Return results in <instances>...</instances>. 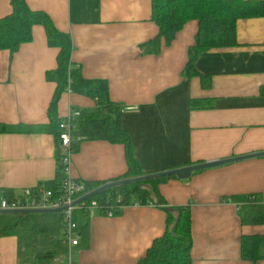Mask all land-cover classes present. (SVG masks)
<instances>
[{"label":"crops","instance_id":"1","mask_svg":"<svg viewBox=\"0 0 264 264\" xmlns=\"http://www.w3.org/2000/svg\"><path fill=\"white\" fill-rule=\"evenodd\" d=\"M24 1L69 36L71 62L83 78L107 83L144 175L264 152V17L239 20L234 47L199 56L195 68L210 79L203 88L200 77L183 76L196 21L187 22L169 46L162 42L158 54H147L142 47L159 32L151 0ZM12 10L11 0H0V20ZM31 36L12 54L0 50V126L7 129L0 132V200L45 185L56 173L48 113L56 85L46 73L56 69L58 50L48 46L42 26H33ZM202 99L211 108L191 111L190 101ZM95 108L89 97L63 93L57 119ZM126 172L120 144L83 141L71 159L72 178L85 185L121 180ZM158 191L162 207L190 209L191 264H264V258L251 263L240 256L243 236H264V225L240 220L243 207H264V156L187 180L174 177ZM75 214L84 233L71 249L73 264H137L165 230V211L154 203L128 205L110 217L99 210ZM57 215L1 214L0 264H39L44 254L53 255L49 264H65L54 249L61 242L67 252Z\"/></svg>","mask_w":264,"mask_h":264},{"label":"trees","instance_id":"2","mask_svg":"<svg viewBox=\"0 0 264 264\" xmlns=\"http://www.w3.org/2000/svg\"><path fill=\"white\" fill-rule=\"evenodd\" d=\"M12 13L0 20V50L11 54L19 47L31 41V29L40 25L44 28L47 44L58 50L57 67L46 73L47 81L55 83L56 88L49 106V117L55 136L56 173L53 181L44 187L52 191L53 197L60 195L63 177L60 165L61 151L59 144L56 109L63 93L86 96L95 101L96 108L81 115L73 133V152L78 143L83 141H106L110 144L123 145L127 172L122 179L144 175L133 156L130 138L121 126V108L111 102L105 81L88 80L71 62L72 44L68 35L55 29L49 17L42 12L31 11L24 0H11ZM264 17V1L244 0H151V20L158 28L156 38L142 47V53L158 54L161 43L169 46L177 32L189 21L198 23L194 44L188 50V61L183 76L200 77L203 88L210 86V79L201 76L195 63L199 56L212 49L231 48L236 45V24L239 20ZM264 95V89L261 93ZM210 100H191L190 110L198 111L211 108ZM7 131L0 126V132ZM174 177L136 182L109 189L95 196L98 205L128 206L134 203H154L165 211V230L161 237L154 240L143 258L137 264H191V214L189 207H175L165 210L164 201L159 194V185ZM121 179V180H122ZM118 181V180H116ZM105 183L88 184L93 190ZM120 210V209H119ZM116 211V213L119 212ZM115 213V214H116ZM59 216V215H57ZM60 218V217H59ZM240 220L243 225H264V207L253 203L242 208ZM60 223L61 220L59 219ZM62 227V223H61ZM84 229L80 232L82 235ZM264 236H243L240 242V256L244 261L256 263L264 258ZM39 264H49L52 254L38 256Z\"/></svg>","mask_w":264,"mask_h":264},{"label":"built area","instance_id":"3","mask_svg":"<svg viewBox=\"0 0 264 264\" xmlns=\"http://www.w3.org/2000/svg\"><path fill=\"white\" fill-rule=\"evenodd\" d=\"M80 116V112L76 110L70 111L65 117L60 119L58 124L61 151L60 165L63 173L60 195L58 197H53L51 190L46 189L44 185H39L34 188L24 189L17 197L0 200V210H57L64 208L63 211L57 214L62 223L63 241L67 248L64 257L65 264H73L71 249L78 246L81 239L75 219L76 212L87 214L91 210H99L104 215L110 217L113 216L117 210L125 207L123 205L118 207L98 205L97 201L93 200V198L72 206L73 202L92 191L87 189L84 183L73 179L71 176V159L74 153L73 145L75 143L73 133L76 130V125ZM133 205H136V203ZM55 261L58 262L59 259Z\"/></svg>","mask_w":264,"mask_h":264},{"label":"water","instance_id":"4","mask_svg":"<svg viewBox=\"0 0 264 264\" xmlns=\"http://www.w3.org/2000/svg\"><path fill=\"white\" fill-rule=\"evenodd\" d=\"M264 152L260 153H255L252 155L248 156H243V157H237V158H231V159H226V160H221V161H214V162H205V163H200L196 165H190L186 167H181V168H176V169H171L167 171H163L160 173H151V174H146L141 177H135V178H128V179H122L118 181H113L110 183H106L104 185L99 186L98 188L92 190L88 194L84 195L83 197L77 199L75 202H73L72 206H75L77 204H80L84 201H87L89 199L94 198L95 196L99 195L100 193L107 191L109 189L121 187L124 185L136 183V182H142V181H148V180H153V179H159V178H166V177H175L178 180H187L191 177L193 173L215 168L218 166L250 159V158H257V157H263ZM64 208H60L57 210H50V209H44V210H17V211H8V210H0V215L1 214H10V215H32V214H57L61 211H63ZM167 211H173L172 208H165Z\"/></svg>","mask_w":264,"mask_h":264},{"label":"rangeland","instance_id":"5","mask_svg":"<svg viewBox=\"0 0 264 264\" xmlns=\"http://www.w3.org/2000/svg\"><path fill=\"white\" fill-rule=\"evenodd\" d=\"M46 239H49V241L51 242V240H50V238L49 237H45ZM59 238V240H61V237L59 236V237H54V240H56V239H58ZM54 249H56V252H57V255L59 256V257H65V251H64V248H63V246H62V244H61V242H60V244H59V246L58 247H56V248H54ZM51 250H53V249H51ZM62 258V259H63Z\"/></svg>","mask_w":264,"mask_h":264}]
</instances>
